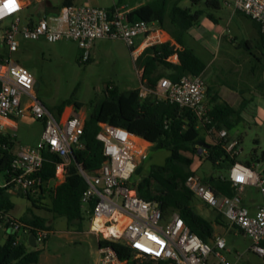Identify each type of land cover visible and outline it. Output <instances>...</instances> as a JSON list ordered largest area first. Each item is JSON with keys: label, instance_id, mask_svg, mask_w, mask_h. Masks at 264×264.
<instances>
[{"label": "built area", "instance_id": "2783aa9c", "mask_svg": "<svg viewBox=\"0 0 264 264\" xmlns=\"http://www.w3.org/2000/svg\"><path fill=\"white\" fill-rule=\"evenodd\" d=\"M24 9L21 0H0V24L10 20L7 29H2V41L8 50L5 56L0 57V137L6 132L13 115L21 116L23 111L35 120L43 121L44 130L36 146L21 147L15 153L16 158L0 186L34 194L41 184L38 174L45 162V152L61 159L56 168V178L63 176L66 179L72 160L71 149L84 145L85 122L76 115L57 118L37 99L33 74L12 59V54L21 46L20 40L73 41L83 51V61L89 59L90 50L98 40H123L135 57L139 54V47H136L138 38L144 37L149 47L161 40L159 37L151 38V23L127 21L125 15L117 10L72 4L61 7L52 16L21 26L20 15ZM233 9L255 22L264 36V0H235ZM166 61L178 63V53ZM140 90L143 99L153 95L158 101L190 110L197 119V128L205 130L213 140H222L233 158L242 152L240 142L230 141L228 131L218 130L210 118L206 105L207 85L202 75L184 76L177 83L163 78L156 88L142 84ZM23 98L28 99L24 108ZM100 126L97 139L103 143L105 163L96 173L77 165L87 184L82 206L88 209L91 204L95 205L91 220L99 242L122 243L134 252L135 258L150 257L170 264H211L212 255L218 260L216 264H233L221 254L222 251L230 252L224 238L216 237L212 244L206 243L186 226L178 213L166 218L158 203L145 201L138 195L133 177L148 158L149 142L120 127ZM0 148H3L1 143ZM259 164L248 166L235 162L229 172V179L236 189L232 197L217 196L197 174L188 178L186 186L197 199L217 210L245 234L252 242L251 250L264 258V168L259 172L256 169ZM250 186L258 189L262 204L251 203L250 207L246 204V190ZM3 216L0 212V217ZM10 220L12 233H28L22 223ZM35 235L37 248L45 245L51 232L39 231ZM98 264L128 262L120 260L112 246L105 245L99 246Z\"/></svg>", "mask_w": 264, "mask_h": 264}, {"label": "trees", "instance_id": "16d2710c", "mask_svg": "<svg viewBox=\"0 0 264 264\" xmlns=\"http://www.w3.org/2000/svg\"><path fill=\"white\" fill-rule=\"evenodd\" d=\"M127 0H120L122 5ZM197 9L184 8L182 0H156L151 5L140 9L137 19L149 23L156 22L161 29L166 31L172 39L181 47L176 49L170 43L155 44L146 48L137 63L142 70V84L149 88H156L163 78L177 83L182 77H194L201 75L205 64L196 54L186 47L185 37L189 30L196 26L207 16L208 9L218 7L219 0H190ZM73 0H63V6L72 5ZM29 17L34 12L50 14L56 9L47 1L40 2L28 8ZM115 11V10H111ZM138 21V20H134ZM178 53L179 62L169 63L167 58ZM140 88L121 93L119 95L105 97L100 101L89 118L85 121L83 139L86 144L82 148H74L71 155V163L67 168L66 181L57 186L51 193V206L44 208L39 204L43 191L40 193H23L10 188L0 186V225L10 228V219L22 223L27 230L25 233H11L4 244H0V264H38L43 252L40 248H31L28 244L29 234H37L39 231H52L49 220L37 216L34 209H46L54 217H64L69 225L83 221L84 208L82 197L87 189V184L79 174L77 165L82 166L88 172H98L106 161L103 152V143L97 139L101 130V124H109L123 128L130 133L143 138L153 145L154 149L168 150L170 156L165 163L154 166L148 173H144L143 163L138 167L133 180L137 185L138 195L145 201L156 202L160 206L174 208L184 220L189 229L197 234L204 242L212 243L216 239L215 223L223 224L224 216L217 210L215 222L202 216L196 206L197 197L186 186V182L196 171L192 168L196 161L204 158L212 164V173L203 179L217 196L232 197L236 193L229 179L231 167L237 162V156L232 157L227 151L222 140H213L210 148L203 150L201 142H206L201 135L203 129L197 128V119L188 110L167 101H158L151 95L145 99L140 96ZM214 107L209 110V116L218 130L234 129L240 122V117L226 103H220L217 96H213ZM72 104L66 102L57 109L55 117L59 118L64 109ZM76 111L82 108L79 102L74 103ZM0 143V181L1 175L7 177L15 154V137L1 136ZM256 144L258 142L256 141ZM256 153V150H255ZM45 162L38 177L42 185L56 178V168L61 159L49 152H45ZM263 159V158H262ZM262 159L254 154L251 160L244 162L248 166L262 163ZM10 190L16 191L26 197L32 207L21 219H15L11 215L14 203L11 200ZM95 205L91 204L86 213L91 216ZM80 225V224H79ZM47 242V241H46ZM46 242L44 244H46ZM110 245L113 247L119 259L128 264H170L158 261L150 257L135 258L134 252L122 243L100 241L99 246Z\"/></svg>", "mask_w": 264, "mask_h": 264}, {"label": "rangeland", "instance_id": "374dc122", "mask_svg": "<svg viewBox=\"0 0 264 264\" xmlns=\"http://www.w3.org/2000/svg\"><path fill=\"white\" fill-rule=\"evenodd\" d=\"M55 8L63 7V0H47ZM182 7L185 3L181 2ZM30 11L21 13V26L28 22ZM10 20L0 24V29L6 30ZM138 44L139 38L137 39ZM21 46L12 54V59L26 67L36 80L35 94L49 111L55 113L59 107L68 102L76 109L74 103L82 104V112L90 116L96 105L105 97L119 95L138 89L141 86L140 67L137 59L131 53L130 47L123 40H100L96 47L91 48L87 61L81 59L83 51L73 41L63 40L50 43L45 39L40 41L20 40ZM93 47V46H92ZM7 45L0 37V57L7 54ZM28 103L23 98V107ZM44 130V122L35 120L28 112L23 111L18 120V128L13 132L17 136L18 146L33 145ZM204 140H206L204 137ZM254 140H259L258 144ZM242 152L237 156L239 163L251 160L256 154L262 163L256 169L262 172L264 168V121L258 122L244 136ZM256 150V153H255ZM170 156L164 149L150 148L148 158L143 161L144 173H148L154 166L163 165ZM196 174L205 178L212 173V164L200 158L193 168ZM1 180H5L4 174ZM14 209L11 215L15 219L23 218L32 207V203L20 194L12 195ZM262 204V197L258 189L250 186L246 190V204ZM199 213L206 219L215 222L216 211L196 200ZM83 221L69 225L64 217H54L44 209H34V212L50 222L52 231L44 246H39L43 252L38 264H98L99 240L92 228L91 216L84 208ZM166 218L172 217L177 211L174 208L161 206ZM80 224V225H79ZM217 236L227 242V249L221 254L233 264H264V258L251 250V240L229 221L223 219V224L215 223ZM1 230V229H0ZM3 241V240H2ZM215 241V240H214ZM213 243V242H212ZM211 243V244H212ZM213 264L218 260L211 257Z\"/></svg>", "mask_w": 264, "mask_h": 264}, {"label": "crops", "instance_id": "0c3cea01", "mask_svg": "<svg viewBox=\"0 0 264 264\" xmlns=\"http://www.w3.org/2000/svg\"><path fill=\"white\" fill-rule=\"evenodd\" d=\"M43 1L47 0H21L25 5L23 11ZM119 1L120 0H73V4H88L110 11L117 10L125 15L127 21H140L137 19L136 13L140 9L151 5V3L156 0H127L122 5L119 4ZM234 1L235 0H219L217 8L208 9L207 16L189 30L185 37V45L205 64V69L201 75L205 79L207 85V108L211 110L214 107L212 98L213 96H217L220 103L228 104L229 107L237 113V116L240 117L239 124L234 129L227 131L228 139L230 141H239L242 147L244 136L247 135L248 130H251L258 122L263 123L264 121V36L255 22L246 17L243 13L233 9ZM182 2L185 3L184 8L197 9V6L193 5L190 0H182ZM49 3L55 8L51 2ZM55 9L56 10L50 14L38 13L35 11L33 17H29L25 25L37 22L45 16H52L60 8ZM151 24L153 26L151 38L154 39L155 37H159L161 40L160 42L155 41L156 43L153 45L170 43L174 50L181 49L172 37L161 29L158 23L152 22ZM139 41L138 44L136 43V47H139V54L136 57L133 56L134 60L139 58L143 51L149 47L146 45L144 37H140ZM99 42L101 41H96L92 48L96 47ZM140 77L142 86V70H140ZM141 86L139 88H141ZM71 115L79 116L84 122L89 118V116L82 112V108L76 111L73 106L66 107L59 118L65 119ZM19 117L20 116L13 115L3 135L15 137V153L18 152L21 147L36 146L41 140L43 133L40 134L35 144L18 146L16 142L17 136L13 134V132L18 128ZM201 135L202 137H206V143H213V138H211L205 130L201 132ZM256 141L258 143L260 142L259 140H254L255 144ZM149 144L151 148H153V145L151 143ZM65 181L66 179L63 176H59L50 182L44 183L39 189L40 193L43 191L41 203L39 205L44 208L50 207L52 191ZM1 182H3V180H1L0 183ZM9 192L12 195L18 194L16 191L12 190ZM9 215H11V213ZM49 223L52 224L50 221ZM0 229V244H4L12 231L4 224L0 225ZM215 234L216 237H220L217 236V233ZM211 264H213L212 261Z\"/></svg>", "mask_w": 264, "mask_h": 264}, {"label": "water", "instance_id": "95a60500", "mask_svg": "<svg viewBox=\"0 0 264 264\" xmlns=\"http://www.w3.org/2000/svg\"><path fill=\"white\" fill-rule=\"evenodd\" d=\"M2 36H3V31H2V29H0V37H1V39H2ZM86 142H87L86 139H83V144H86ZM200 146H201V148L203 150L210 148V145L208 143H206V142H201ZM71 153L73 155V153H74L73 149H71ZM28 242H29V245H30L31 248H36L37 240H36V235L34 233L29 235Z\"/></svg>", "mask_w": 264, "mask_h": 264}]
</instances>
